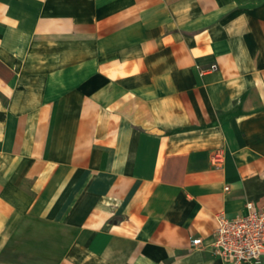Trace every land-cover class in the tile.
Returning <instances> with one entry per match:
<instances>
[{"label":"crops","instance_id":"crops-1","mask_svg":"<svg viewBox=\"0 0 264 264\" xmlns=\"http://www.w3.org/2000/svg\"><path fill=\"white\" fill-rule=\"evenodd\" d=\"M248 201L264 0H0V264H227Z\"/></svg>","mask_w":264,"mask_h":264},{"label":"built area","instance_id":"built-area-1","mask_svg":"<svg viewBox=\"0 0 264 264\" xmlns=\"http://www.w3.org/2000/svg\"><path fill=\"white\" fill-rule=\"evenodd\" d=\"M222 158L220 151L210 155L216 167H220ZM215 228L208 241L200 236L192 237L191 244L207 246L227 264H259L264 260V203L248 201L246 212L233 217L219 214Z\"/></svg>","mask_w":264,"mask_h":264}]
</instances>
